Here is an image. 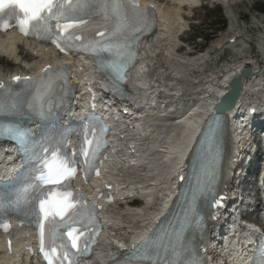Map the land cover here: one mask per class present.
<instances>
[{
    "label": "snow or ice",
    "instance_id": "snow-or-ice-1",
    "mask_svg": "<svg viewBox=\"0 0 264 264\" xmlns=\"http://www.w3.org/2000/svg\"><path fill=\"white\" fill-rule=\"evenodd\" d=\"M148 11L146 7L141 8L138 0H0V27L6 28L8 20H15L16 27L23 35H36L39 39L51 40L61 51L65 50L61 41H78L79 44L75 46L92 54L99 70L110 71L123 79V71L134 57L131 47L134 34L146 27ZM97 16L102 18L99 26L103 27L104 31H92L93 18ZM52 21H55L56 31L52 30ZM54 71L56 70L48 66L41 70L37 79L43 80L45 75ZM29 79L31 78L19 76L11 78L13 82H27ZM0 89L11 95L10 85L0 81ZM2 95L3 92H0V96ZM18 107L20 105L17 103L5 105L0 101V112L6 108L11 110ZM106 131L99 129V135L102 136ZM102 146L103 140L98 138L95 132L93 139H88V132H85L79 154L84 157L82 163L86 175L87 170L94 167L93 162ZM78 163L80 161L75 158V154L69 159L61 157L54 150L51 159L44 161L46 171L39 177L44 185L53 186L39 197V215L42 217L39 222L41 251L48 264H53L54 259H60L58 253L62 254L61 264L64 260L68 261V264H75L65 238L77 252L88 250L89 242L92 241L96 224L95 206L87 205L79 192L69 190L68 181L75 175V165ZM44 221L51 226L48 229L50 251H45ZM180 231H183V226ZM86 232L89 233L88 236H85ZM81 243L84 244V249L80 248ZM186 251L180 242V233H176L175 242L170 240L167 245L152 236H146L141 238L139 244L133 246L122 264H139L145 260L151 261V264H196L194 260L181 259ZM162 253L166 259H160Z\"/></svg>",
    "mask_w": 264,
    "mask_h": 264
},
{
    "label": "bare ground",
    "instance_id": "bare-ground-1",
    "mask_svg": "<svg viewBox=\"0 0 264 264\" xmlns=\"http://www.w3.org/2000/svg\"><path fill=\"white\" fill-rule=\"evenodd\" d=\"M224 1L227 0H223V3ZM161 9L162 19L159 22L158 31L160 38L154 37L144 43L143 60L140 65H138L137 70L141 72L143 70L142 67L147 70H152L154 67V60L161 54L165 57V63L170 70V85L172 86L171 94L173 98L178 99L179 96L182 97V95L184 97L189 95L195 97L201 95L202 98L200 106L190 109L189 114L183 120L174 125L169 122H163L165 124L169 123V126L164 127L162 124L160 130L155 131V134L152 132L154 134L152 136L153 143L144 151L146 155L143 159H145L146 165L142 169L141 174L143 175V179L140 183H143L148 191L153 190L150 194V198H148L153 201L163 195L165 192L164 188L167 187L165 185L170 183L173 172L168 170V168H177L183 156L186 155L189 145L188 143L186 145L185 140L188 141L192 133L198 128L199 122L207 118L218 97L228 88L227 82L233 76L240 73L244 68L248 69L250 73L249 77L244 78L239 104L245 103V94L264 93V66L256 65L255 63H253L252 68L249 66L248 62L236 63L235 65L233 63H228L222 70L215 72L211 70L208 74H205L207 69L206 71L203 70L202 73H199L198 70L196 72L198 76L202 74L207 76L206 78H204L205 76L203 77L205 79L204 83L199 82L200 80L202 81V79H198V76L192 78L191 74L194 71L195 65L204 61L208 51L200 52L196 56H189L190 59L178 55L175 51V40L178 39L177 34L179 30L184 26L183 18L180 13L182 9L176 4H173L169 8L163 6ZM15 50L16 49L10 48L8 45L0 44V52L6 53L9 57H11V54H14ZM261 52L264 57V51L262 50ZM25 57L27 56L25 55ZM31 59L35 60L36 57H31ZM80 63L88 67V61L82 60ZM32 64L35 65L36 61L32 62ZM80 66L83 67L82 64ZM3 71L4 69H1L0 72ZM140 77L142 79L138 78L136 83L141 85L145 84L146 81L144 78L142 76ZM187 83H194L195 85L190 87L189 91L183 93L184 84ZM137 92L140 93L141 91L138 90ZM148 130H150L149 126L142 129L143 133L148 132ZM155 145H157L156 149H154ZM129 172V180L133 183L137 179V175L133 170H129ZM152 179L153 182H151ZM111 214L116 226L118 228L119 225L123 227L119 231L120 234L126 233V229L130 227V222L143 223L148 218L145 214V208L139 206L128 207L126 209L117 208L112 210ZM16 264L20 263L16 262Z\"/></svg>",
    "mask_w": 264,
    "mask_h": 264
},
{
    "label": "rangeland",
    "instance_id": "rangeland-1",
    "mask_svg": "<svg viewBox=\"0 0 264 264\" xmlns=\"http://www.w3.org/2000/svg\"><path fill=\"white\" fill-rule=\"evenodd\" d=\"M255 1H257V0H247V2H241L239 4L234 5L233 10L235 11V15L238 19L239 28L236 27L237 28L236 29L235 23L233 22V28L225 27L222 31L216 32L214 34L213 40H211L207 44V47L208 46L211 47V45L213 43H215L219 40H221L222 42H225L227 40V38L230 35H233L234 33H236L237 35H239L242 38H245L247 40L251 39L252 41H255L254 38L262 33V31L259 30L257 25L255 24V20H264L262 18L264 16L257 14V13H254L250 10V6ZM216 4H217V2H215V3L209 2V3H206V5H204L203 7L199 8V9H195L192 11H186L185 12L188 17H191V16L192 17L190 19H188L190 30L187 31L186 33H184L182 36V38L186 42L185 45H187V48H183L184 51H188V50L196 51L197 50V46H195V45H198L197 43H201L200 38H196L193 40V36H194L196 31H200V33H202V34L209 32L206 29V27H207L206 24L208 23L209 19H212L211 18L212 15H215V13L217 11H220L224 17L223 7H221L219 5L215 6ZM214 6L216 8H213ZM260 16H262V17H260ZM244 18L247 20V23H244L243 21H241V19L244 20ZM238 45H239V42H238ZM262 56L263 55L260 53L259 59L261 61H262ZM259 59H257V60H259ZM159 60H160V63H164V58H160ZM6 62L7 61L0 59V68H4L5 70L6 69L11 70V68L13 69V66L8 65ZM228 63H233L235 65L237 62H226L224 64L223 61H221L217 67H214V69H211V70H212V72L222 70V68H224V66H226V64H228ZM218 67H221V68H218ZM204 70L206 71L205 68H204ZM186 88L189 89V86H187Z\"/></svg>",
    "mask_w": 264,
    "mask_h": 264
},
{
    "label": "water",
    "instance_id": "water-1",
    "mask_svg": "<svg viewBox=\"0 0 264 264\" xmlns=\"http://www.w3.org/2000/svg\"><path fill=\"white\" fill-rule=\"evenodd\" d=\"M241 75L249 76L248 71H242ZM242 88V81L240 77H234L231 81L230 88L227 92L219 99V101L214 105L213 109L215 112H223L225 110H230L234 107L235 102L240 94Z\"/></svg>",
    "mask_w": 264,
    "mask_h": 264
},
{
    "label": "trees",
    "instance_id": "trees-1",
    "mask_svg": "<svg viewBox=\"0 0 264 264\" xmlns=\"http://www.w3.org/2000/svg\"><path fill=\"white\" fill-rule=\"evenodd\" d=\"M255 8H256L257 10L261 11V12H264V1H263V2H260V3H257V4L255 5ZM215 23H216V24H221V25H223V24H224V21L221 20V19H217V20L215 21Z\"/></svg>",
    "mask_w": 264,
    "mask_h": 264
}]
</instances>
